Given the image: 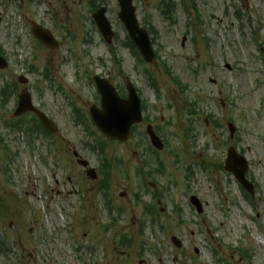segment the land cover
Listing matches in <instances>:
<instances>
[{"label": "rangeland", "instance_id": "obj_1", "mask_svg": "<svg viewBox=\"0 0 264 264\" xmlns=\"http://www.w3.org/2000/svg\"><path fill=\"white\" fill-rule=\"evenodd\" d=\"M93 1L0 0V50L9 62L0 85L28 78L17 93L27 88L59 131L31 142L4 125L13 101L0 107V247L9 250L0 264H264V0H170V17L161 14L165 0H132L154 41L153 65L138 63L122 45L116 0H103L116 37L103 41L91 20ZM30 22L52 33L56 51L32 38ZM95 74L120 94L127 81L136 87L165 145L163 153L148 149L145 123L126 145L96 134V146L103 143L106 157L122 164L110 171L111 210L98 191L99 156L84 149L94 141L71 119L70 104L80 111L92 105ZM227 123L236 129L232 140ZM230 147L248 161L251 205L222 169ZM138 169L152 173L146 192ZM147 205H155L158 224L149 223ZM122 236L129 244L121 245Z\"/></svg>", "mask_w": 264, "mask_h": 264}, {"label": "water", "instance_id": "obj_2", "mask_svg": "<svg viewBox=\"0 0 264 264\" xmlns=\"http://www.w3.org/2000/svg\"><path fill=\"white\" fill-rule=\"evenodd\" d=\"M119 13L118 19L123 23L133 45L139 50L144 61L153 63L155 55L153 53L148 34L145 30L140 29L135 16V8L132 6L131 0H117ZM106 9L102 8L93 15V20L101 33V35L109 42L113 36L110 24L105 18ZM33 36L39 40L45 47L50 50L56 48V43L50 33L31 24ZM6 62L0 58V70L5 69ZM97 88L101 94V111L91 110V117L97 129L110 140H117L125 143L129 140V129L133 124L140 122V102L131 86L127 87L128 101L123 102L118 99L114 90L104 81H97ZM18 109L15 116H19L25 112L32 111L40 119L43 127L49 132H55L53 124L47 120L41 113L33 109L30 97L27 94L19 96ZM231 137L234 133L232 125H228ZM147 134L150 137L152 145L158 150H162V144L155 136L151 128H148ZM246 160L236 154L235 150L230 148L224 162V170L231 173L235 180L249 193H252V185L247 182L245 175L247 172ZM92 176V172L89 173ZM94 178V176H92ZM192 204L201 211L200 204L194 198L191 199ZM174 245L179 248L180 243L176 239H172Z\"/></svg>", "mask_w": 264, "mask_h": 264}, {"label": "flooded vegetation", "instance_id": "obj_3", "mask_svg": "<svg viewBox=\"0 0 264 264\" xmlns=\"http://www.w3.org/2000/svg\"><path fill=\"white\" fill-rule=\"evenodd\" d=\"M92 105H93V106H96V90H95V89H93ZM83 114H86L87 117H89L88 111L86 112L85 109H84V111H83ZM26 116H27V115H26ZM28 116H29V115H28ZM23 117H25V116H23ZM23 117H22V118H23Z\"/></svg>", "mask_w": 264, "mask_h": 264}, {"label": "trees", "instance_id": "obj_4", "mask_svg": "<svg viewBox=\"0 0 264 264\" xmlns=\"http://www.w3.org/2000/svg\"><path fill=\"white\" fill-rule=\"evenodd\" d=\"M168 8H169V11H168V13H167V14H169V15H170V11H171V9H170V8H171V7H168ZM126 43H127V46L131 47L127 39H126ZM175 83H176V82H175Z\"/></svg>", "mask_w": 264, "mask_h": 264}]
</instances>
